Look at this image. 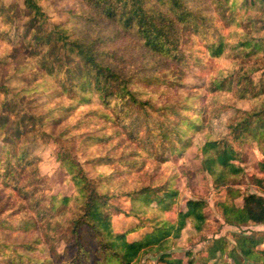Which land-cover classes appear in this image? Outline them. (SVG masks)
<instances>
[{"label":"trees","instance_id":"trees-1","mask_svg":"<svg viewBox=\"0 0 264 264\" xmlns=\"http://www.w3.org/2000/svg\"><path fill=\"white\" fill-rule=\"evenodd\" d=\"M217 1L224 5L223 13L243 4L245 7L247 5V9L260 8L264 13V0H244L243 4H239V0ZM198 6L197 0H76L74 8L70 6L68 9L65 23H48L49 30L45 26L47 23L41 21L43 14L40 8L36 7V12L32 8L28 13L29 30L24 35V44L31 48L29 53L37 59V67L45 68L46 74L63 68L66 77L54 78L59 95L67 94L72 100L78 94L83 95L82 100L96 97L105 109L111 111L100 113L101 117L129 129L130 125L125 124L124 117L131 104L145 106L148 100L141 101L138 90L132 86L133 77L122 73L108 59L116 56L111 49L100 46L104 45L103 40H90L75 35L71 29L72 24L104 18L124 32L134 34L141 48L173 61L176 68L185 65V55L183 51L180 52V44L188 33L208 37L207 51L218 59L225 57L229 51L254 61L263 57L264 17L250 16L247 23L256 33L238 32L240 38L229 43L220 29L215 27L213 19ZM70 20L74 21L71 23ZM232 21L237 24L238 21L244 23L245 20L237 19L233 10L232 18L229 19V22ZM31 31L32 34L29 33ZM77 61H80L81 69L78 76L74 73L73 66H70V63ZM253 62L244 69L236 68L230 72L221 69L219 76L211 77L209 88L214 96L232 92L235 100L248 104L247 108L234 107L235 114L227 123L228 134L234 139L254 141L264 154V71L258 79H254L252 72L260 69L254 67L257 61ZM146 78L153 83H167L165 79L155 76ZM3 104L4 107L8 106L6 102ZM157 109L164 111L158 120H153L150 125L146 119L140 121L145 128V136L140 141L143 150L149 151L150 147H156L155 144L166 145L169 152L179 155L192 143L193 135L203 134L205 141L201 147L202 168L211 176L215 187H223L232 197L219 205L223 222L233 227L264 223V177L254 179L261 194L249 193L243 196L239 205L234 203L233 197L238 192L232 191L229 178L242 170L235 162L238 154L229 143L228 136L214 139L206 131L209 119L206 115L202 116L206 110L195 107L188 99L182 104L169 103ZM7 120V115H0V190L15 186L19 192H24L20 181L22 183V177L26 178V173L30 171L34 175V184L27 189L28 192L25 191L28 203L21 204V208L33 207L39 217L27 221L24 228L30 230L36 226L41 231L35 233L33 241L21 244L24 254L18 252L19 255L10 257L8 263L21 264V259L24 258V263L28 264H38L42 260L52 264V259L55 262L67 261L64 264H196L189 251L177 254L172 249L174 238L180 235L187 223L197 231L202 230L207 221L205 200L185 199V208L182 209L180 204L175 219L171 221L164 216L165 212L177 204L178 191L171 187V181L127 190L123 194L129 200V209L125 213L130 220L117 230L114 216L123 209L118 204L115 205L119 199L116 190L121 187H111L116 171H99V178L95 180L87 175L79 161L60 154V165L66 178L73 183V192L69 195H50L49 210L43 208L46 206L44 197L36 196V191L40 189L36 185L39 180L35 169L37 157L30 152L29 142L34 140H29L24 133L22 122H26L22 118L18 119L20 124L11 133L5 129ZM105 138L102 137L103 140ZM114 161L110 156H91L89 160L96 168L107 167ZM125 164L130 168L137 165L135 162ZM259 166L264 172V156ZM4 194L5 192L0 194V209L9 204ZM48 218L63 222L56 241L52 240L56 229L51 221H45ZM3 223L4 220L0 219V228H3ZM45 223L49 225L46 226ZM259 242L255 238L238 235L237 249L228 250L224 249L227 244L225 239H215L207 248V257L202 262L264 264V248H256ZM36 243L46 246L37 251L34 247ZM44 250H50L52 259L41 254ZM225 250L226 253L223 252ZM3 251L0 245V255L5 256ZM70 251H73L72 255ZM0 264H3V260H0Z\"/></svg>","mask_w":264,"mask_h":264},{"label":"rangeland","instance_id":"rangeland-1","mask_svg":"<svg viewBox=\"0 0 264 264\" xmlns=\"http://www.w3.org/2000/svg\"><path fill=\"white\" fill-rule=\"evenodd\" d=\"M197 2L198 7L213 19V24L220 29L229 43L240 38L238 32L256 33V30L250 28L247 23L250 16L264 17L260 8L247 9V5L245 7L243 4L244 0H239V4L243 6L233 7L231 11L225 13L222 8L224 5H220L217 0H197ZM75 5L76 0H0V115L8 116L5 124L8 133L14 132L19 126L18 119L22 118L26 122V124L22 122V128L29 140H34L29 142L30 152L37 157L35 169L39 180L36 185L38 188L40 186V189L36 191V196L44 197L46 206L43 208L49 210L50 195H69L73 192V183L66 178L59 161V155L64 154L79 161L87 175L95 180L99 178V171L106 173L116 171L111 187H121L116 190L119 199L118 202L115 199L117 202L115 205L118 204L123 209L114 216L117 230L130 220L125 213L129 209V200L123 194L125 191L171 181V187L178 191L177 204L170 211L165 212L164 216L172 221L180 204L182 209L185 208V199L200 198L206 202L204 211L207 219L201 231L195 230L190 223H187L180 235L174 238L172 251L177 254L189 251L196 264H203L202 259L207 257V248L218 238L227 241L224 249L228 250L237 249L238 235L260 240L256 248H264V223L233 227L223 222L219 205L232 197L223 187H215L211 176L202 168L201 147L205 141L203 134L193 135L192 143L179 155L169 152L166 145L155 144L156 147H150L149 151H145L140 142L145 136L141 119H146L145 121L150 125L164 112L157 107L169 103L182 104L188 99L195 107L206 110L202 116L206 115L209 119L206 131L211 137L219 139L228 136L229 143L238 154V160L235 162L242 170L229 178L232 191L238 192L233 197L234 203L239 205L246 194H261L255 186L254 179L264 177V172L259 166L264 154L254 141L245 138L234 139L228 134L227 123L235 114L234 107L247 108L248 104L235 100L232 92L214 96L209 88L211 77L219 76L218 72L221 69L228 70L227 72L236 68L244 69L252 65L254 60L242 58L240 54L237 56L233 51H229L220 59L215 58L207 51L208 37L188 33L180 44V52L183 51L185 55V65L176 68L173 61L141 48L134 34L124 32L104 18L92 22L84 20L74 22L71 29L75 35L90 40L100 38L104 41H102L104 45L100 46L111 49L116 56L108 59L122 73L133 77L132 86L138 90L141 101L148 100L145 106L131 104L127 116L124 117L125 124H129L130 128L125 129L115 121L101 117L100 113L111 111L105 109L96 97L82 100L83 95L78 94L72 100L73 98L67 94L59 95L54 78L66 77L63 68L48 73L49 76L45 68L37 67V59L29 53L31 48H27L24 44V35L29 30L28 13L32 8L34 12L37 11L36 7L40 8L43 14L41 21L47 23L45 26L49 30L48 23H65L68 9L70 6L74 8ZM233 10L235 17L244 19V23L229 22ZM70 21L72 23L74 20ZM256 25L257 23L254 26ZM256 61L254 67L260 70L256 69L254 73L252 72L254 79H258L264 71V55ZM79 62L70 63L77 76L81 70ZM151 76L165 79L167 83H153L146 78ZM5 102L8 104L6 107L3 104ZM102 137H106L105 140ZM0 145H2L1 141ZM91 156H110L115 161L125 162L114 161L107 167L96 168L89 162ZM132 162L137 165L130 168L125 164ZM26 174V178L24 176L21 179L22 183L20 181L24 192H19L14 188L15 186L0 190V194L5 192L4 195L9 201L8 205L0 209V219L4 220L3 228H0V245L4 249L2 253L5 254V256L0 255L3 264H10L7 262L10 257H17L19 253L24 254L21 244L33 241L35 233L41 232L36 226L30 230L24 228L27 221L39 217L33 207L21 208V204L28 203V199L24 196L25 191L28 192L27 189L32 188L34 184V175L30 171ZM11 185L13 186L14 182ZM46 220L51 221L56 229L54 231L56 235L52 239L56 241L63 222L55 218ZM45 225L49 224L45 223ZM246 241L248 242V239ZM45 246L43 243L34 245L37 251ZM50 253V250H44L41 254L52 259ZM70 254L72 255L73 251H70ZM184 259L186 260V257ZM21 260V264H28L24 263V258ZM222 260L221 258L220 262ZM65 262H55L52 259V264ZM38 264L51 263L42 260Z\"/></svg>","mask_w":264,"mask_h":264}]
</instances>
